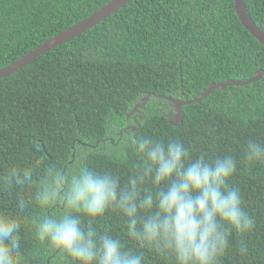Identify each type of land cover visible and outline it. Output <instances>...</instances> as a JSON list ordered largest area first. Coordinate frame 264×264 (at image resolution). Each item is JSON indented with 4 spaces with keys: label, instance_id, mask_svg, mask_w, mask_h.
<instances>
[{
    "label": "trees",
    "instance_id": "trees-1",
    "mask_svg": "<svg viewBox=\"0 0 264 264\" xmlns=\"http://www.w3.org/2000/svg\"><path fill=\"white\" fill-rule=\"evenodd\" d=\"M109 1L0 0V69ZM246 5L264 30V0H246ZM260 68L264 45L242 25L234 0H131L0 79V171L13 162L42 158L68 171L80 161L113 167L125 178L128 167L116 169L100 155L106 145L121 142L120 130L125 137L177 138L193 158L233 155L237 172L229 184L239 190L257 224L243 237L247 256L235 251L241 237L234 235L222 264H264V162L249 165L243 156L248 141L264 142V76L214 89L183 106L178 125L174 104L157 97L192 100L212 83L246 80ZM147 95L138 113L135 107ZM109 117L118 122L117 130L106 125ZM0 207L14 212L15 198L0 194ZM102 226L126 240L117 214L109 213ZM20 235L21 264H59L57 254L40 247L27 226ZM146 264L169 262L146 253Z\"/></svg>",
    "mask_w": 264,
    "mask_h": 264
},
{
    "label": "clouds",
    "instance_id": "clouds-1",
    "mask_svg": "<svg viewBox=\"0 0 264 264\" xmlns=\"http://www.w3.org/2000/svg\"><path fill=\"white\" fill-rule=\"evenodd\" d=\"M106 125L119 128L112 117ZM118 134L121 142L100 155L116 169L128 167L125 178L113 167L80 161L68 171L42 158L0 171V194L15 198L14 212L0 207V264H21L22 226L59 264H146V253L169 264H222L234 235L241 237L235 251L247 256L243 237L257 221L229 184L233 155L193 158L177 138ZM243 156L249 165L264 162V142L248 141ZM109 213L121 218L134 247L102 226Z\"/></svg>",
    "mask_w": 264,
    "mask_h": 264
},
{
    "label": "water",
    "instance_id": "water-1",
    "mask_svg": "<svg viewBox=\"0 0 264 264\" xmlns=\"http://www.w3.org/2000/svg\"><path fill=\"white\" fill-rule=\"evenodd\" d=\"M131 0H110L100 9L96 10L93 14L81 20L80 22L74 24L73 26L67 28L66 30L58 33L52 38L48 39L40 46L32 50L31 52L24 55L19 60L13 62L5 68L0 69V79L14 74L19 69L31 64L36 58L45 53L51 51L57 46L70 41L71 39L80 36L82 33L88 31L89 29L95 27L101 21L112 15L114 12L119 10L125 4L129 3ZM236 13L242 23V25L254 36L258 41L264 45V30L259 27L254 19L252 18L247 5L246 0H234ZM264 76V69H258L257 74L254 77H251L246 80L230 79L225 82L212 83L201 96L195 97L192 100L184 101L168 96L157 95V97H163L171 101L176 108L175 115V125H178L180 121L184 118L183 106L193 103L200 102L202 99L206 98L214 89L217 88H226L229 85H247L251 82H254ZM150 95H147L143 98L142 103L138 104L135 107V111L140 112L141 108H144L146 102L149 100Z\"/></svg>",
    "mask_w": 264,
    "mask_h": 264
},
{
    "label": "flooded vegetation",
    "instance_id": "flooded-vegetation-1",
    "mask_svg": "<svg viewBox=\"0 0 264 264\" xmlns=\"http://www.w3.org/2000/svg\"><path fill=\"white\" fill-rule=\"evenodd\" d=\"M138 113H140V112H138ZM138 113H137V114H138ZM138 115H140V114H138Z\"/></svg>",
    "mask_w": 264,
    "mask_h": 264
}]
</instances>
